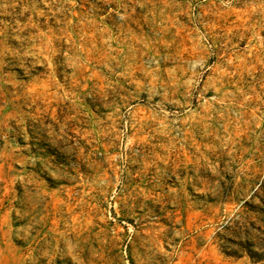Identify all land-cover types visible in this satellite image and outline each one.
<instances>
[{"label": "rangeland", "instance_id": "rangeland-1", "mask_svg": "<svg viewBox=\"0 0 264 264\" xmlns=\"http://www.w3.org/2000/svg\"><path fill=\"white\" fill-rule=\"evenodd\" d=\"M0 264H264V0H0Z\"/></svg>", "mask_w": 264, "mask_h": 264}]
</instances>
